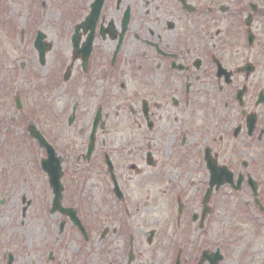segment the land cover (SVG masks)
I'll list each match as a JSON object with an SVG mask.
<instances>
[{
  "label": "flooded vegetation",
  "instance_id": "af4514ba",
  "mask_svg": "<svg viewBox=\"0 0 264 264\" xmlns=\"http://www.w3.org/2000/svg\"><path fill=\"white\" fill-rule=\"evenodd\" d=\"M72 3L71 25L65 34L59 31L69 42L67 55L54 53L40 32L49 51L38 63L58 84L61 122L74 133H88L83 149L70 156L87 188L83 193L101 190L105 196H98L112 202L115 186L121 193L112 206L114 226L105 222L96 240V246L104 245L97 254L87 222L91 210L82 215L85 205L65 206L75 210L88 235L86 243L77 239L82 244L74 260L87 264L91 252L97 264H141L144 223L150 228L147 264H211L213 251L201 257L190 230L204 239L212 214L221 208L219 198L246 192L255 219L264 218V0ZM125 133L138 135L136 141L110 140ZM90 140L93 150L86 159ZM65 176L64 201H71L75 181ZM126 182L152 183V192L141 195L152 204L143 206L141 197L137 205L126 202L125 192H133L125 190ZM133 219L136 226L127 223ZM66 222L78 230L68 217ZM64 256L50 261L72 264V255L65 261ZM223 259L221 254L216 264Z\"/></svg>",
  "mask_w": 264,
  "mask_h": 264
},
{
  "label": "rangeland",
  "instance_id": "374dc122",
  "mask_svg": "<svg viewBox=\"0 0 264 264\" xmlns=\"http://www.w3.org/2000/svg\"><path fill=\"white\" fill-rule=\"evenodd\" d=\"M72 8V0H0V264H7L8 253L13 255L11 264H53L51 261L58 255L59 245L64 244L67 234L72 242L68 240L67 244H64L63 260L72 255L70 263H85H81L77 258L74 260L73 257L76 253L75 247L79 243H76L78 236L72 233L74 228L66 222L62 233H59V224L65 219L60 218L58 214L49 215L52 193L48 178L40 168V159L45 157L44 149H40L26 131L30 122L39 129L44 126V134L56 149L60 150L57 155L63 158L62 169L66 173L65 178L75 181L72 190L75 186L78 188L80 171L71 165L73 161L70 156L74 157L83 149L88 133H74L61 122L62 115L58 112V104H55L58 94L54 89H58V84L50 70L43 73V68L38 64L37 52L32 45L38 26L37 29L55 46L53 52L66 56L69 42L59 31L65 34L71 25ZM57 16L58 19L60 17L59 23ZM60 90L61 94H66L65 89ZM16 94H19L21 99V111H17L14 106ZM64 100L63 103H66L65 98ZM57 102L59 103V100ZM84 118L81 119L82 126L87 119ZM137 136L127 133L113 134L110 135V140L127 143L136 141ZM96 175L100 176L98 173ZM261 176L264 178V173ZM88 179L90 183H96L91 175ZM97 183H100V178ZM86 189L84 186L83 190ZM128 189L133 192L130 196L125 192L126 202L133 201L137 205L142 192H152L153 185L126 182L125 190ZM98 194L105 196L101 190H93L89 197L86 193L83 197L73 194L71 201L62 202L64 207L77 201L82 202L81 205H85L84 213L81 211L82 215L91 210L93 219H87V222L95 242V254L101 253L104 246L103 243L96 246L99 233L105 227L104 223L110 222L111 226H114L111 212H115L112 206L114 201L117 202L114 198L113 202L109 198H100ZM107 199L110 206L108 208L105 204ZM141 199L143 206L152 204L151 199L145 195ZM248 203L249 194L246 192L236 194L235 198H219L218 205L221 208L212 214L211 225L203 234L204 239L200 240L196 230H190L192 244L200 245L201 251L219 249L224 257L221 264H264V218L258 216L255 219L256 215L249 209ZM132 221L136 226L134 219L127 223L132 224ZM147 227L148 225L142 224L141 264L150 261V258L146 257L151 251L145 241V234L150 230ZM134 232L135 227L130 233ZM114 238L115 240L110 241L113 245L118 243L117 238ZM125 242L128 243V236ZM118 251L119 244L115 247L116 255ZM49 254L52 255L51 261L48 259ZM80 254L82 255V249ZM90 254L91 252L88 254L87 264H97Z\"/></svg>",
  "mask_w": 264,
  "mask_h": 264
},
{
  "label": "water",
  "instance_id": "95a60500",
  "mask_svg": "<svg viewBox=\"0 0 264 264\" xmlns=\"http://www.w3.org/2000/svg\"><path fill=\"white\" fill-rule=\"evenodd\" d=\"M16 106L18 109L20 108L19 102L17 99H16ZM28 131H29L30 136L38 141L39 146L41 148H45L47 152V159L43 160L41 165H42V169L48 175V183H49L50 188L52 189L53 200H52L51 213H54L60 208V199H61V192H62V186L59 181L61 178L60 161L55 156L53 149L47 145V143L44 141L41 135L35 130L34 127L30 126L28 128ZM91 151H92V145L91 143H89L88 150H87V156L90 155ZM65 214H68L69 216H71L69 211H65ZM212 259H214L212 263H215L217 258H212ZM11 262H12V256L9 255L8 264H10Z\"/></svg>",
  "mask_w": 264,
  "mask_h": 264
}]
</instances>
